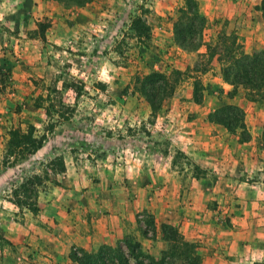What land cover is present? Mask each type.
<instances>
[{
    "label": "rangeland",
    "instance_id": "rangeland-1",
    "mask_svg": "<svg viewBox=\"0 0 264 264\" xmlns=\"http://www.w3.org/2000/svg\"><path fill=\"white\" fill-rule=\"evenodd\" d=\"M4 1L0 0V5ZM261 1L197 0L208 24L203 46L187 52L175 44L172 34L175 13L184 0H91L83 7L37 0L36 16L14 19L11 40L5 35L6 45L0 51V140L4 141L0 152V210L14 213L7 203L13 200L12 190L29 175H43L49 160L61 157L64 164L71 158L92 162L96 154L97 166L108 169L116 164V157L125 163V155L135 149L157 156L150 157L148 163L157 168V175L162 173L163 183L149 189V206L139 212L138 224L126 235L141 244L145 264L148 257L159 260L170 251L161 239L162 224L176 228L184 241L194 245L200 264H264V164L256 170L257 176L244 177L243 186L232 189L229 183L225 188L230 189H204L206 182L220 180L213 176L206 179V170L180 150L182 136L177 137L173 128L187 119L178 112L188 104L196 79L201 82V107L209 108L210 104L214 111L233 104L244 111L242 88L233 100L223 98L217 58L207 64L203 54L206 45L216 43L219 32L235 35L245 53L264 49ZM6 2V8H0V32L9 29L6 11L29 14V2ZM20 6L23 13L16 10ZM137 16L144 18L151 29L146 47L138 43L130 29L131 20ZM11 41L18 42L19 47H11ZM177 68L185 74L153 116L138 91V79L152 71L168 74ZM258 104L264 106V100ZM30 124L36 136L46 134L42 147L26 156V166H21L24 160L15 163L14 158L5 165L9 131L26 130ZM245 127L246 141H242L240 129L234 133L225 129L227 134L219 127L208 129L210 137L230 138L242 145L251 138ZM263 127L264 122L261 139ZM230 147L241 153L236 145ZM261 150L264 160V147ZM8 166L13 169L6 170ZM257 182L262 189L250 187H257ZM50 184L40 186L39 191ZM109 185V173L97 172V187ZM22 218L23 211L18 208L14 219L21 222ZM144 230L147 238L143 237ZM1 240L0 254L4 250L14 257L18 251ZM120 244L125 246L122 240ZM165 261L186 264L171 256Z\"/></svg>",
    "mask_w": 264,
    "mask_h": 264
},
{
    "label": "crops",
    "instance_id": "crops-1",
    "mask_svg": "<svg viewBox=\"0 0 264 264\" xmlns=\"http://www.w3.org/2000/svg\"><path fill=\"white\" fill-rule=\"evenodd\" d=\"M6 1L1 3L0 8H6ZM15 1L29 2V14L20 15L14 14L15 11H6L5 14L10 18L7 24L9 29L0 32V51L6 45L4 36L8 35L11 40L14 19L19 16L24 20L26 16L35 17L38 10L37 0ZM21 8L22 6L16 10L23 13ZM10 44L11 47H19L18 42L11 41ZM222 86L225 92L232 88L224 82ZM192 89L193 86L187 97L188 104L180 107L178 112L187 119L182 120L179 126L173 125L177 137L182 136L183 147L180 150L190 156L195 165L206 170V179L213 176L220 180L214 182L215 184L206 182L204 189H234L245 185L244 177L248 179L257 176L256 170H260V166L264 164L261 155L264 144L259 137L264 122V106L243 99L244 122L251 138L239 145L238 141L233 143L230 138L210 137L211 131L208 127H219L221 133L227 132L209 122L208 114L213 111L212 106L207 104L209 108H206L201 107L202 104H196L192 100ZM235 145L240 154L236 153L235 147H230ZM0 147L1 152L4 150V141L2 143L0 140ZM125 156L126 164L116 157V164L108 169L97 166L96 154L92 156V162L71 158L65 163V171L56 177L59 184H50L48 189L39 191L37 214L33 215L24 209L21 222L14 219L18 208L11 201L7 202L14 213L10 215L3 209L0 210V217L4 216L0 218V239L7 241L18 252L11 258V253L2 250L0 264H77L71 260L72 251L79 255L83 252L94 253L103 246H115L121 242L130 228L138 224V218L141 217L139 212L149 206V189L163 184L162 173L157 175V168L148 163L149 158H155L156 155L150 156L131 149ZM28 161L24 160L21 166ZM5 169L10 170L13 167L8 166ZM97 172L109 173L108 187H97ZM218 172L223 174L222 177L217 176ZM229 183L230 187L225 188ZM256 184L257 187H250L262 189L258 186L261 183Z\"/></svg>",
    "mask_w": 264,
    "mask_h": 264
},
{
    "label": "trees",
    "instance_id": "trees-1",
    "mask_svg": "<svg viewBox=\"0 0 264 264\" xmlns=\"http://www.w3.org/2000/svg\"><path fill=\"white\" fill-rule=\"evenodd\" d=\"M57 1L67 7H83L91 0ZM259 8L264 16V0L261 1ZM207 24V18L201 13L197 0H184L183 6L177 9L172 23L175 44L183 51H198L203 46V33ZM130 29L138 43L146 47L151 40V29L146 20L141 16L134 17L131 20ZM216 40L214 45H206V53L203 56L206 58L207 64L211 63L213 58H217L222 81L232 87L228 92L221 89L220 94L227 100H233L239 94V88H242L247 101L261 103L264 100V49L245 53L242 45L238 43V38L225 32H219ZM200 71L204 73L206 69H200ZM184 74L185 71L177 69L168 74L152 71L138 79L140 84L138 91L148 103L153 116L173 95L180 77ZM200 84L198 79L193 84L192 100L196 104L202 102V97L198 94ZM64 86L68 85L64 84ZM244 116L242 108L230 104L209 113L208 120L210 123L223 126L229 133L240 129L243 132L242 141H246ZM8 135L6 156L3 161L5 165L11 164V158H14L16 163L19 159L24 160L26 156L36 153L47 138L46 134L40 137L36 136V129L31 124L27 126L26 130L13 128ZM262 141L264 143V127ZM45 166L46 170L43 175H29L12 190V203L20 210L25 209L36 215L39 211L37 206L38 188L46 183L59 184L56 177L65 171L63 159L56 157L47 161ZM160 233L161 239L170 246V251L163 253L164 255L159 260L148 257L147 264H166L167 256L182 259L186 264H200V257L194 252V245L184 241L176 228L162 224ZM142 234L147 238L145 230ZM122 242L124 247L119 242L115 248L103 246L94 253L83 252L79 255L78 252L72 251L70 257L77 264H132V261L133 264H145L139 242L128 236L123 238Z\"/></svg>",
    "mask_w": 264,
    "mask_h": 264
}]
</instances>
